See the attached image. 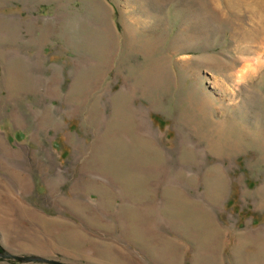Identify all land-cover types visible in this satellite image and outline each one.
<instances>
[{
  "label": "rangeland",
  "instance_id": "obj_1",
  "mask_svg": "<svg viewBox=\"0 0 264 264\" xmlns=\"http://www.w3.org/2000/svg\"><path fill=\"white\" fill-rule=\"evenodd\" d=\"M0 246L264 264V0H0Z\"/></svg>",
  "mask_w": 264,
  "mask_h": 264
},
{
  "label": "water",
  "instance_id": "obj_2",
  "mask_svg": "<svg viewBox=\"0 0 264 264\" xmlns=\"http://www.w3.org/2000/svg\"><path fill=\"white\" fill-rule=\"evenodd\" d=\"M0 257L3 258H12L15 259L17 261H39V262H46L49 264H70L68 262L65 261H61V260H57L54 258H50V257H45L42 255H38V254H18V253H13L10 251H6L3 248L0 249Z\"/></svg>",
  "mask_w": 264,
  "mask_h": 264
},
{
  "label": "trees",
  "instance_id": "obj_3",
  "mask_svg": "<svg viewBox=\"0 0 264 264\" xmlns=\"http://www.w3.org/2000/svg\"><path fill=\"white\" fill-rule=\"evenodd\" d=\"M0 249H2V247L0 246Z\"/></svg>",
  "mask_w": 264,
  "mask_h": 264
}]
</instances>
